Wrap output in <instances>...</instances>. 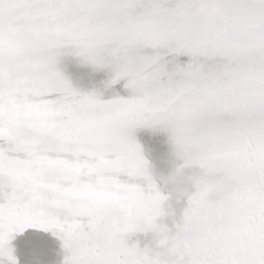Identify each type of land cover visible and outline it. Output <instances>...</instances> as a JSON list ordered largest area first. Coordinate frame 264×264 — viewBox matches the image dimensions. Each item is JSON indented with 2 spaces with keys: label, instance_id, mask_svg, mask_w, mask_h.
<instances>
[{
  "label": "snow or ice",
  "instance_id": "snow-or-ice-1",
  "mask_svg": "<svg viewBox=\"0 0 264 264\" xmlns=\"http://www.w3.org/2000/svg\"><path fill=\"white\" fill-rule=\"evenodd\" d=\"M0 264H264V0H0Z\"/></svg>",
  "mask_w": 264,
  "mask_h": 264
}]
</instances>
